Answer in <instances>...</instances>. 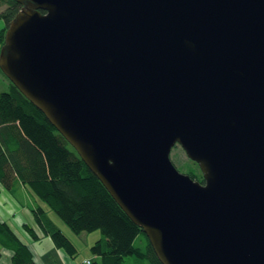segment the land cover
Segmentation results:
<instances>
[{"label": "water", "instance_id": "obj_1", "mask_svg": "<svg viewBox=\"0 0 264 264\" xmlns=\"http://www.w3.org/2000/svg\"><path fill=\"white\" fill-rule=\"evenodd\" d=\"M15 1L1 72L160 263L264 264V0Z\"/></svg>", "mask_w": 264, "mask_h": 264}, {"label": "trees", "instance_id": "obj_2", "mask_svg": "<svg viewBox=\"0 0 264 264\" xmlns=\"http://www.w3.org/2000/svg\"><path fill=\"white\" fill-rule=\"evenodd\" d=\"M20 9L15 0H0V21L4 23L0 47ZM0 74L9 82V91L0 93V191L25 186L73 233L99 230L101 237L90 250L99 260L91 264H161L145 234L116 204L75 149L1 70ZM196 170L198 174L179 172L203 183ZM30 213L41 234L24 226L29 236L35 241L47 237L57 249L74 257V245L48 218L46 210L37 205L30 208ZM0 246L12 252L11 264H36L30 248L4 222H0Z\"/></svg>", "mask_w": 264, "mask_h": 264}, {"label": "crops", "instance_id": "obj_3", "mask_svg": "<svg viewBox=\"0 0 264 264\" xmlns=\"http://www.w3.org/2000/svg\"><path fill=\"white\" fill-rule=\"evenodd\" d=\"M7 81V80H6ZM3 88V87H0ZM4 92V91H2ZM13 191V195L10 194V192ZM6 193V194H3ZM18 197H21V199H19ZM10 198V201H9ZM39 199H35L31 190L29 188H26L25 186H16L15 188H13L12 190H1L0 191V204L2 206V204H6L7 208H11L14 207L13 205L14 202H17L18 206L22 208V211L26 210L28 211L31 221H23V223L19 224V221L16 222L14 224V228L12 227V222L14 217L16 216V214H19L18 211H15V207L14 210L12 211V214L10 216L9 219H5L2 217L1 213H0V222H4L6 223L10 229L17 235V237L24 243L26 244L33 255V258L36 262V264H75V260H72L70 258L69 255L66 256V254L62 253V249H57L52 242H47L44 246L46 247V250L44 251L43 249H40V245H41V241L49 239L47 237L44 238H40L38 241L33 240L29 234L26 232L24 226H28L30 227L34 233H37L38 235L41 234V232L39 231L38 227L36 226L34 219L32 217V214L30 213V208L37 205H40L43 208L44 204L39 200V202L37 201ZM37 201V202H36ZM8 205H12V207L8 206ZM16 206V205H15ZM3 208V206H2ZM21 221V222H22ZM11 224H10V223ZM23 229V231H22ZM32 239V240H30ZM50 240V239H49ZM51 241V240H50ZM65 252V251H63ZM66 253V252H65ZM11 257H12V252L4 249L0 246V264H11ZM97 257V256H96ZM70 259V262H67V259ZM98 259L96 261L99 260V257H97ZM89 260L91 263H93L94 261H92V258H88V259H84L83 264Z\"/></svg>", "mask_w": 264, "mask_h": 264}, {"label": "rangeland", "instance_id": "obj_4", "mask_svg": "<svg viewBox=\"0 0 264 264\" xmlns=\"http://www.w3.org/2000/svg\"><path fill=\"white\" fill-rule=\"evenodd\" d=\"M4 26V23L3 21H0V29ZM1 49V47H0ZM0 87H3V88H0V93L2 91L4 92H7L9 91V82L6 81V79L0 74ZM170 160L171 162L173 163V165L179 169V171H182L183 173H187L186 171H195V173L198 174L197 170L196 169H199V167L192 161H190L187 156L185 155L184 151L181 149L180 146H175L171 153H170ZM200 171V169H199ZM201 173V172H200ZM202 175V174H201ZM3 194H6V193H3ZM11 195H13V191L10 192ZM19 199H21V197H18ZM35 199H39V198H36L34 197ZM9 201H10V198H9ZM39 202V200H37ZM36 201V202H37ZM11 202V201H10ZM14 204L16 205H13L15 207V211H18L19 214H16V216L14 217L13 219V222H12V227L14 228V224L16 222L19 221V224L23 223L22 220L24 221H31V218H30V215L26 210L22 211V208L20 207H17L18 204L17 202H14ZM3 206V208H2ZM0 204V213L2 215L3 218L5 219H9L11 214H12V211L14 210V207H12V205H8L11 208H7L6 204ZM44 207H46L44 205ZM46 210V213H47V216L48 218L55 224V226L62 232L63 235H65L69 240L70 242L74 245L75 249H76V254L74 255V257H70L72 260H75V264H83V261L84 259H90L92 258V261H96L98 258L94 255H92L91 253V247L95 244L96 241H98L101 237V233L99 230L97 231H93L91 233H80V234H75L73 233L70 228L64 223L61 221V219L58 217V215L47 209L44 208ZM22 221V222H21ZM23 231V229H22ZM32 240V239H30ZM47 242H49L50 244V240L49 239H46V240H43L41 241V245H40V249H43L44 251L46 250V247L44 246ZM63 254H66V256L68 255L67 253L63 252ZM67 262H70V259L68 258L67 259ZM86 262H89L91 263L89 260H87ZM86 262L84 264H86Z\"/></svg>", "mask_w": 264, "mask_h": 264}, {"label": "built area", "instance_id": "obj_5", "mask_svg": "<svg viewBox=\"0 0 264 264\" xmlns=\"http://www.w3.org/2000/svg\"><path fill=\"white\" fill-rule=\"evenodd\" d=\"M86 264H91V263H89V262H86Z\"/></svg>", "mask_w": 264, "mask_h": 264}]
</instances>
